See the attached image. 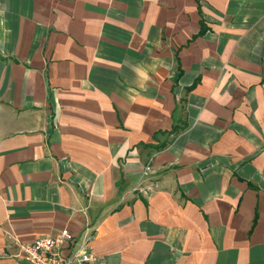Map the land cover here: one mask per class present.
Instances as JSON below:
<instances>
[{
  "label": "crops",
  "instance_id": "1",
  "mask_svg": "<svg viewBox=\"0 0 264 264\" xmlns=\"http://www.w3.org/2000/svg\"><path fill=\"white\" fill-rule=\"evenodd\" d=\"M65 228L264 264V0H0V264Z\"/></svg>",
  "mask_w": 264,
  "mask_h": 264
},
{
  "label": "built area",
  "instance_id": "2",
  "mask_svg": "<svg viewBox=\"0 0 264 264\" xmlns=\"http://www.w3.org/2000/svg\"><path fill=\"white\" fill-rule=\"evenodd\" d=\"M22 251L26 264H104L93 249L91 236L79 241L67 228L56 235L44 234L32 243L22 244Z\"/></svg>",
  "mask_w": 264,
  "mask_h": 264
}]
</instances>
